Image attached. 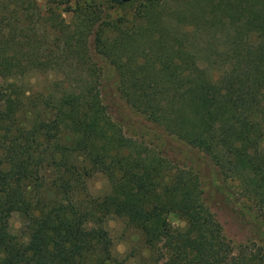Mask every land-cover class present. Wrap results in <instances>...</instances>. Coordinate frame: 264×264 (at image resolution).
Returning <instances> with one entry per match:
<instances>
[{
  "label": "trees",
  "instance_id": "1",
  "mask_svg": "<svg viewBox=\"0 0 264 264\" xmlns=\"http://www.w3.org/2000/svg\"><path fill=\"white\" fill-rule=\"evenodd\" d=\"M47 1L0 0V264H124L108 216L150 250L163 241L147 264H261L226 241L196 171L128 135L111 103L195 150L260 225L264 0ZM51 71L28 90L29 72ZM93 174L102 196L87 191Z\"/></svg>",
  "mask_w": 264,
  "mask_h": 264
},
{
  "label": "rangeland",
  "instance_id": "2",
  "mask_svg": "<svg viewBox=\"0 0 264 264\" xmlns=\"http://www.w3.org/2000/svg\"><path fill=\"white\" fill-rule=\"evenodd\" d=\"M38 7L46 9L52 7L47 0H36ZM75 1L71 0L70 6L73 7ZM139 0H134L131 4L137 5ZM67 5L58 4V10H63ZM68 14H62L65 19ZM56 71L47 73L29 72L24 81L31 92L41 91L55 78ZM105 80H108L107 77ZM106 86L107 82H106ZM112 115L120 123L125 132L130 136L144 135L146 140L151 141L165 154L173 158L181 166L191 168L196 171L198 179L204 189L207 203L218 222L222 234L226 241L230 242L233 248L247 245L251 252L255 253L256 258L261 257V264H264V221L258 225L257 221L241 217L232 198L227 194L219 178L214 171L200 159L197 152L181 143L173 140H165L153 129L147 126L143 120L124 106L119 100L112 99ZM89 195L102 196L107 193L108 185L105 178L100 174H93L86 181ZM258 220V219H257ZM172 227L181 228L183 222L174 216L169 217ZM19 226V219L16 215L10 218L11 230H16ZM103 228L107 232L111 241V254L118 260H123L124 264H147L150 257L158 256L160 253L162 240H159L153 250L148 249L141 242L139 234L132 228L127 227L122 218L108 216L103 222Z\"/></svg>",
  "mask_w": 264,
  "mask_h": 264
},
{
  "label": "water",
  "instance_id": "3",
  "mask_svg": "<svg viewBox=\"0 0 264 264\" xmlns=\"http://www.w3.org/2000/svg\"><path fill=\"white\" fill-rule=\"evenodd\" d=\"M123 1H128V0H123Z\"/></svg>",
  "mask_w": 264,
  "mask_h": 264
}]
</instances>
